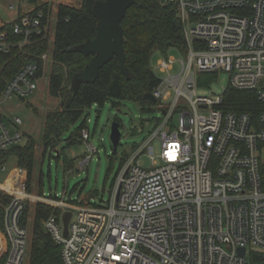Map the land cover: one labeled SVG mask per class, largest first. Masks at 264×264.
Returning a JSON list of instances; mask_svg holds the SVG:
<instances>
[{
	"label": "built area",
	"instance_id": "obj_1",
	"mask_svg": "<svg viewBox=\"0 0 264 264\" xmlns=\"http://www.w3.org/2000/svg\"><path fill=\"white\" fill-rule=\"evenodd\" d=\"M148 1L176 7L187 41L185 60L164 58L158 64L167 75L152 95L163 119L146 145L126 158L105 207L45 198L60 211L45 229L61 246L64 264H264V109L258 118L226 112L224 95L197 92L200 75L224 71L231 88L255 92L264 105V0ZM49 15L19 17L14 32L24 45L51 37ZM7 38L0 34L4 54L12 49ZM50 58L42 56L45 63ZM39 72V63H26L7 83L0 105L32 96ZM22 125L21 118L0 114V154L25 142ZM82 140H90L86 129ZM154 141L160 142L158 157ZM88 148L99 153L93 144ZM146 151L152 170L138 161ZM91 160L87 156L82 166ZM25 172L17 168L0 184L12 199L2 222L6 246L0 248V264H24L27 255L22 220L33 198ZM66 213L72 214L67 236Z\"/></svg>",
	"mask_w": 264,
	"mask_h": 264
},
{
	"label": "trees",
	"instance_id": "obj_2",
	"mask_svg": "<svg viewBox=\"0 0 264 264\" xmlns=\"http://www.w3.org/2000/svg\"><path fill=\"white\" fill-rule=\"evenodd\" d=\"M97 1L104 0H82L79 7L59 5L53 39L48 36L46 39H37L24 45V38L14 32L21 15L13 23L0 25V34L8 33V42L12 44L10 53L0 52V98L7 83L26 63H39L38 79H42L45 73V62L42 56L50 54L54 60L49 76V95L52 98L62 99V108L59 112L47 114L43 143L45 152L50 148L56 150L58 158L62 153L57 151V143L61 140L62 134L75 125L94 105L102 107L107 102H111L118 108L120 102L129 100L139 103L144 112L158 108L157 103L152 104L143 99L145 94L153 93L161 82V78L151 66V59L154 54H165L171 49H179L184 53L187 50L184 25L175 6L148 0H135V4L128 10L122 21L126 64L134 73V78L130 81L126 79L121 71L119 60L115 57L101 70L96 83L81 86L70 107L64 110L69 99L73 76L82 72L92 58L79 53H67L66 50L96 37L98 21L92 9ZM50 9V6L45 4L31 13L43 11L49 15ZM43 22L44 25L48 24L47 19ZM223 100L222 109L226 112H245L258 118L264 109V105L259 102L255 92L238 91L230 87L225 92ZM85 129L82 126L77 130L68 143L73 145L82 142V132ZM35 142L34 138L26 136L22 145L0 154V165H7L16 158L17 166L26 170L29 191L32 187L31 180L38 147ZM66 166L68 169L74 167L71 162H67ZM41 193L44 196L43 192ZM11 201V197L0 191L1 223L4 221L6 208ZM27 211L28 208L22 220L24 227L28 225ZM54 213L59 214L60 211L48 204L37 206L29 264H64L61 246L54 242L45 229L46 220Z\"/></svg>",
	"mask_w": 264,
	"mask_h": 264
},
{
	"label": "rangeland",
	"instance_id": "obj_3",
	"mask_svg": "<svg viewBox=\"0 0 264 264\" xmlns=\"http://www.w3.org/2000/svg\"><path fill=\"white\" fill-rule=\"evenodd\" d=\"M81 2L82 0H0V25L13 23L20 15L25 16L26 13L47 4L51 8L49 24L52 26L51 38L53 39L59 5L79 7ZM11 6L14 9H11ZM164 58L180 61L186 59V54L179 49H171L165 54H154L151 66L161 79L167 75L162 73L158 67L159 61ZM53 63L52 58L46 61L44 77L38 81L37 91L32 96L25 101L14 99L0 105V114L8 118L10 116L21 118L23 125L20 129L34 138L38 146L31 180L32 187L29 191L33 200L28 202L27 207L28 239L24 264L30 263L37 206L46 204V199H64L78 207H105L111 199L117 178L125 167L126 156L133 155L144 147L163 119V114L158 108L144 112L141 105L134 101H122L118 108L114 107L111 102H107L102 107L94 105L75 125L62 134L61 140L57 143V151L62 153L60 158H58L56 150L50 148L45 152L43 143L45 118L47 114L59 112L62 108V99L52 98L49 95V76ZM229 88L230 76L224 71L198 77L197 92L199 96L209 98L222 96ZM207 112H203L202 115H207ZM114 121H119L122 125L120 151L117 155L113 154L109 136ZM178 121L179 115H175L174 124L178 125ZM82 126L90 132L89 142L82 141L70 145L69 139ZM89 144L95 145L99 153L92 155L88 148ZM151 146L154 147L155 156L158 157L161 153L160 142L154 141ZM89 155L92 156V160L83 167L82 163ZM156 160L159 162L157 158ZM138 161L146 170L155 168L148 151L141 154ZM67 162L73 163L74 167L68 169ZM15 166L16 159L13 158L7 164V171L0 172L1 185L9 179ZM25 173L28 180V174ZM92 194L95 195V198L89 201L88 197Z\"/></svg>",
	"mask_w": 264,
	"mask_h": 264
},
{
	"label": "water",
	"instance_id": "obj_4",
	"mask_svg": "<svg viewBox=\"0 0 264 264\" xmlns=\"http://www.w3.org/2000/svg\"><path fill=\"white\" fill-rule=\"evenodd\" d=\"M134 4L135 0H104L97 1L94 4L92 12L98 21L96 37L66 50L67 53H79L85 57L92 58L82 72L76 73L73 76L69 99L66 102L64 110L70 107L81 86L96 83L100 77L101 70L115 57L119 60L121 71L126 79L130 81L134 78V73L126 64L127 57L124 49V30L122 27V21ZM143 99L152 104L157 103L152 93L145 94ZM109 136L113 154L117 155L120 151V141L122 138V125L119 121L112 123ZM94 198L95 195L92 194L88 197V200L91 201ZM71 216V213H66L63 217L65 236L68 234ZM240 253L244 254L245 249H241Z\"/></svg>",
	"mask_w": 264,
	"mask_h": 264
},
{
	"label": "crops",
	"instance_id": "obj_5",
	"mask_svg": "<svg viewBox=\"0 0 264 264\" xmlns=\"http://www.w3.org/2000/svg\"><path fill=\"white\" fill-rule=\"evenodd\" d=\"M25 134H26V136H29L27 134V132H25ZM17 168H18V166H17V159H16V166H15L14 170L17 169ZM5 246H6V239H5V236H4L3 232H2V223L0 221V248H3Z\"/></svg>",
	"mask_w": 264,
	"mask_h": 264
}]
</instances>
